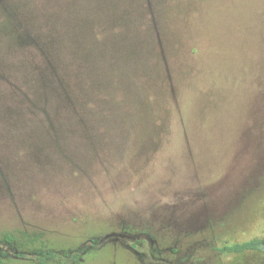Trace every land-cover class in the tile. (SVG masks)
Instances as JSON below:
<instances>
[{
    "label": "rangeland",
    "instance_id": "374dc122",
    "mask_svg": "<svg viewBox=\"0 0 264 264\" xmlns=\"http://www.w3.org/2000/svg\"><path fill=\"white\" fill-rule=\"evenodd\" d=\"M263 237L264 0H0V264H264L218 250Z\"/></svg>",
    "mask_w": 264,
    "mask_h": 264
},
{
    "label": "trees",
    "instance_id": "16d2710c",
    "mask_svg": "<svg viewBox=\"0 0 264 264\" xmlns=\"http://www.w3.org/2000/svg\"><path fill=\"white\" fill-rule=\"evenodd\" d=\"M4 241L8 244H13L16 242V237L12 234H8L5 236ZM218 250L222 252L236 253V254L244 253L246 251H264V237L255 238V239H251V240L244 241V242H238L232 245H226L221 248H218ZM0 251L3 256L7 255L5 251L3 250H0ZM37 253H39L41 257L54 255V252L51 250L46 251V250L39 249ZM24 256H25L24 252L18 253V257H24Z\"/></svg>",
    "mask_w": 264,
    "mask_h": 264
},
{
    "label": "flooded vegetation",
    "instance_id": "af4514ba",
    "mask_svg": "<svg viewBox=\"0 0 264 264\" xmlns=\"http://www.w3.org/2000/svg\"><path fill=\"white\" fill-rule=\"evenodd\" d=\"M1 250H3V249H1ZM3 251H5V250H3ZM6 253H7V251H5Z\"/></svg>",
    "mask_w": 264,
    "mask_h": 264
}]
</instances>
